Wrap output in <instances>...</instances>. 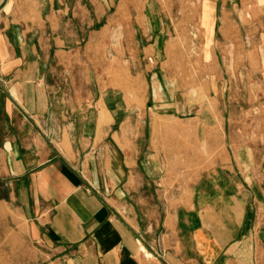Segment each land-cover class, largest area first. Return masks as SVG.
<instances>
[{"label":"crops","instance_id":"1","mask_svg":"<svg viewBox=\"0 0 264 264\" xmlns=\"http://www.w3.org/2000/svg\"><path fill=\"white\" fill-rule=\"evenodd\" d=\"M17 24L12 7L0 9V194L15 235L88 264H264V147H242L255 163L239 172L218 155L177 192L167 157L142 154L107 109V88L93 94L103 83L75 60L78 42L60 25Z\"/></svg>","mask_w":264,"mask_h":264},{"label":"rangeland","instance_id":"2","mask_svg":"<svg viewBox=\"0 0 264 264\" xmlns=\"http://www.w3.org/2000/svg\"><path fill=\"white\" fill-rule=\"evenodd\" d=\"M52 3L59 23L47 20ZM6 7L21 30L41 23L51 34L60 25L78 42L75 60L103 83L93 94L107 88V109L120 117L117 125L126 120L125 137L142 154L154 149L167 157L172 189L193 188L218 155L237 160L238 172L254 165L242 147H264V0H0ZM203 122L224 133H195ZM218 141L223 146L214 149ZM162 201L153 197L152 204L161 208ZM5 206L2 192L0 264H88L16 236L14 210Z\"/></svg>","mask_w":264,"mask_h":264}]
</instances>
